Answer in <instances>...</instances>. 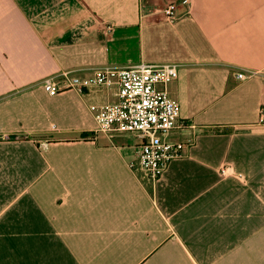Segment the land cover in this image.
<instances>
[{
  "label": "crops",
  "instance_id": "obj_1",
  "mask_svg": "<svg viewBox=\"0 0 264 264\" xmlns=\"http://www.w3.org/2000/svg\"><path fill=\"white\" fill-rule=\"evenodd\" d=\"M140 63L192 141L155 183L97 131L114 90L42 85ZM0 264H264V0H0Z\"/></svg>",
  "mask_w": 264,
  "mask_h": 264
},
{
  "label": "built area",
  "instance_id": "obj_2",
  "mask_svg": "<svg viewBox=\"0 0 264 264\" xmlns=\"http://www.w3.org/2000/svg\"><path fill=\"white\" fill-rule=\"evenodd\" d=\"M168 21L178 19L177 7L170 4L164 9ZM108 33L112 26H106ZM63 80L44 79L43 88L50 95H57L65 90L79 94L95 89L114 90L115 101L102 105L90 106L97 124V131L102 133H128L137 139L134 147V161L129 164L132 170H139L153 183L166 172L172 161L183 158L192 141L170 142L166 139L172 131L184 128L181 120V105L169 91V85L179 78L177 64H149L116 68L102 67L92 76L81 78L61 74ZM245 74L238 73L243 80ZM228 168L222 169L226 174ZM239 182H244L238 176Z\"/></svg>",
  "mask_w": 264,
  "mask_h": 264
}]
</instances>
